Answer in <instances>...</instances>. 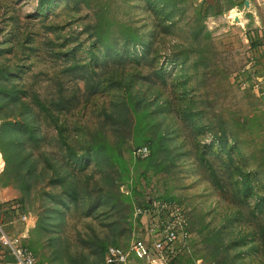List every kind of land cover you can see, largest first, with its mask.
Masks as SVG:
<instances>
[{
	"label": "rangeland",
	"instance_id": "obj_1",
	"mask_svg": "<svg viewBox=\"0 0 264 264\" xmlns=\"http://www.w3.org/2000/svg\"><path fill=\"white\" fill-rule=\"evenodd\" d=\"M259 13L257 1L0 0L7 85L53 115L31 108L44 139L26 150L47 153L54 179L68 170L55 128L80 153L101 149L78 175L84 199L71 211L53 202L57 185L44 189L49 197L41 186L21 193L0 152V205L17 202L35 218L27 244L41 264H104L108 247L128 252L145 232L134 211L154 200L187 218L169 264H264V81L248 72L264 75L250 40ZM144 145L145 160L133 155ZM108 188L114 208L86 215ZM127 264L149 263L130 255Z\"/></svg>",
	"mask_w": 264,
	"mask_h": 264
},
{
	"label": "trees",
	"instance_id": "obj_2",
	"mask_svg": "<svg viewBox=\"0 0 264 264\" xmlns=\"http://www.w3.org/2000/svg\"><path fill=\"white\" fill-rule=\"evenodd\" d=\"M40 1L42 2L45 0H39V2ZM155 1L157 3H162L165 6L170 5L174 8L181 0ZM229 2L234 5L232 0H229ZM9 74L12 76L11 73H7L5 70L0 69V152L3 155L5 162L4 174L10 181L19 184V190L25 195L34 191L38 186H41L42 194L49 197V194L45 193L44 189L57 185L60 188V192L51 197L53 202L56 205L63 207L65 211L78 209L80 206V200L84 199L80 198V191L82 190L83 183H80L78 175L87 170L91 164L96 162V159L100 157V146L91 144L84 149L83 153H80L75 149L74 145L72 146L65 143L62 130L55 128L57 137L63 142L65 147L66 165L68 170L65 171L63 175H56L54 179L53 177H49L51 165L47 153L43 151L35 155L33 151H27L26 147L29 145L32 146V148H36L44 139V137H41L39 129L36 127L35 115L31 113V108L37 107V111L39 113L43 112V115L48 119H52L53 115L49 111L48 106H46L45 103H41V101L35 96L32 95L29 97L25 92L14 90L15 88L7 85ZM29 101L33 106H30ZM51 102H53V104H50L49 106L53 105L54 107H59L62 105L63 100L58 99ZM8 104H11L12 108L15 110L19 109L18 113H4L3 110L6 109ZM9 118L11 120H8ZM141 147H146L148 150V155L146 158H143V160L150 156L152 157V152L146 145L136 147L135 149ZM95 164L99 166L98 163ZM108 168L110 167H105V169ZM107 180L105 178L102 179L104 185H107ZM249 182V177L246 176L242 184L245 196L248 189H250ZM109 190V188L106 189V191L100 189V196L88 205L87 211L85 212L86 215L90 214L94 208H100L102 206H107L109 210L114 208L115 201L112 202L110 200ZM104 191L105 193L103 194ZM90 199L91 197L89 196L87 201L89 202ZM261 199L264 200L263 197ZM8 204L10 203H5L4 205ZM145 206L147 205H144L143 207ZM21 208L24 210L22 206ZM142 220V218L138 219V222L142 223ZM39 226L42 227V220L41 222L39 221ZM172 258L169 262L173 260Z\"/></svg>",
	"mask_w": 264,
	"mask_h": 264
},
{
	"label": "built area",
	"instance_id": "obj_3",
	"mask_svg": "<svg viewBox=\"0 0 264 264\" xmlns=\"http://www.w3.org/2000/svg\"><path fill=\"white\" fill-rule=\"evenodd\" d=\"M258 3L264 6V0H258ZM248 72H251L256 85L264 81V76L255 75L252 70ZM133 155L143 159L147 157L148 150L141 147L135 149ZM134 216L144 219V222L137 224L142 226L144 234L133 239L128 252L118 247H108L104 264H127L130 255L149 264H168L174 257L175 246L182 242L184 244L187 239V218L183 209L170 202L154 200L145 207L135 209ZM12 226H19L20 231L13 233L10 230ZM34 226L35 218L18 203L0 205V264H41L27 244Z\"/></svg>",
	"mask_w": 264,
	"mask_h": 264
},
{
	"label": "crops",
	"instance_id": "obj_4",
	"mask_svg": "<svg viewBox=\"0 0 264 264\" xmlns=\"http://www.w3.org/2000/svg\"><path fill=\"white\" fill-rule=\"evenodd\" d=\"M232 1H233L234 5L251 4L254 1L258 2V0H232ZM250 14L252 16L256 15L255 13H250ZM258 17L260 18V20L264 21V14L259 13ZM258 28L259 29H258V31L255 32V35H253L251 33L252 37L250 35L249 36L251 38H254V41L257 42V45L254 46V48H253V52H255V55L257 54L259 56V62L261 64H263L262 66H264V24H263V27L259 26ZM262 66H261V68H262ZM260 75L264 76L262 72H260Z\"/></svg>",
	"mask_w": 264,
	"mask_h": 264
}]
</instances>
